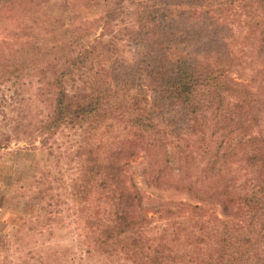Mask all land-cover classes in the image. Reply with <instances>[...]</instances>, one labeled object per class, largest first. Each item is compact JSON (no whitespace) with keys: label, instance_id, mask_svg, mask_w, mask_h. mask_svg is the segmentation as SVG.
I'll list each match as a JSON object with an SVG mask.
<instances>
[{"label":"trees","instance_id":"1","mask_svg":"<svg viewBox=\"0 0 264 264\" xmlns=\"http://www.w3.org/2000/svg\"><path fill=\"white\" fill-rule=\"evenodd\" d=\"M90 1L0 0L26 38L0 57V87L11 83L9 106L22 108L0 148L39 137L65 160L70 197L80 210L89 204L94 252L111 262L264 264V0H104L95 37L76 23ZM236 5L262 66L255 89L223 76L220 27ZM116 122L126 140L109 154L99 133ZM62 129L64 152L53 145ZM142 152L148 183L186 199L155 209L172 223L169 241L148 235L149 197L131 171ZM206 206L219 214L205 216Z\"/></svg>","mask_w":264,"mask_h":264},{"label":"rangeland","instance_id":"2","mask_svg":"<svg viewBox=\"0 0 264 264\" xmlns=\"http://www.w3.org/2000/svg\"><path fill=\"white\" fill-rule=\"evenodd\" d=\"M97 2L100 5L94 4ZM103 2L91 0V7H81L82 17L76 22L82 28L91 26L92 37L102 31L101 27L95 28L92 24L105 12ZM9 16L10 13L0 12V57L13 48L21 47L26 39L14 35L21 29L20 22ZM247 25L243 7L236 5L220 27L227 43L225 51H229L230 55L226 58L228 60L225 59L228 66H224L227 70L223 76L226 81L250 82L255 89L261 83L256 75L262 66L254 41L248 39ZM126 56L134 58L133 48H128ZM205 61L218 67L213 58ZM10 86L11 83L5 82L0 87V99L4 97L8 100L6 103L0 102V139L13 126H18L17 122L14 124L13 117L22 116V108L14 113L9 106ZM68 89H71L70 82ZM35 91L36 88H31L26 95ZM45 97L48 98L47 95ZM53 99H47L48 107H51ZM35 113L36 110L32 109L31 114ZM18 122L23 127L27 123L23 117ZM123 128L119 122L113 128L106 125L101 127L100 140L104 141L107 152L113 153L126 140L127 132ZM67 134L66 129L59 131L58 140L53 144L57 147L63 143L64 148L59 149L61 152L70 146ZM147 156L142 152L132 159L131 171L135 181L149 197L146 200V206L150 209L148 235L159 243L163 239H172L170 232L173 227L168 216L155 209L164 205L174 207V201L186 199L173 190H160L148 183L145 170L150 160ZM70 168L65 160L57 162L51 157L50 149L42 145V138L39 137L21 141L12 138L7 147L0 148V264H122V261L111 262L102 253L94 252L95 244L89 238L86 223L89 204L80 210L70 197ZM185 208H188L187 215L192 212L190 207ZM213 214H219V211L213 206L204 208L205 216Z\"/></svg>","mask_w":264,"mask_h":264}]
</instances>
